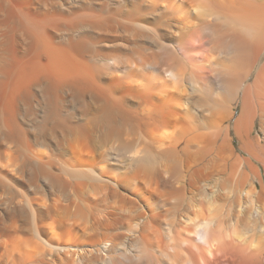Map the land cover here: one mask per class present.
<instances>
[{"label": "bare ground", "instance_id": "bare-ground-1", "mask_svg": "<svg viewBox=\"0 0 264 264\" xmlns=\"http://www.w3.org/2000/svg\"><path fill=\"white\" fill-rule=\"evenodd\" d=\"M0 264H264V0H0Z\"/></svg>", "mask_w": 264, "mask_h": 264}, {"label": "clouds", "instance_id": "clouds-1", "mask_svg": "<svg viewBox=\"0 0 264 264\" xmlns=\"http://www.w3.org/2000/svg\"><path fill=\"white\" fill-rule=\"evenodd\" d=\"M243 31H245V33L247 34V29H242ZM228 53L230 54V55H234V54H236V50H235V46L234 45H232V46H230L229 48H228Z\"/></svg>", "mask_w": 264, "mask_h": 264}]
</instances>
